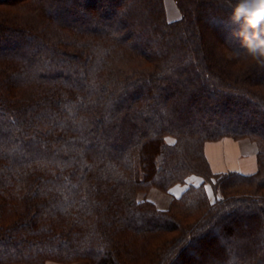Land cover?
Segmentation results:
<instances>
[{"label":"trees","instance_id":"trees-1","mask_svg":"<svg viewBox=\"0 0 264 264\" xmlns=\"http://www.w3.org/2000/svg\"><path fill=\"white\" fill-rule=\"evenodd\" d=\"M164 2L0 0V264H264V66L235 0ZM223 137L254 172L213 171Z\"/></svg>","mask_w":264,"mask_h":264},{"label":"clouds","instance_id":"clouds-1","mask_svg":"<svg viewBox=\"0 0 264 264\" xmlns=\"http://www.w3.org/2000/svg\"><path fill=\"white\" fill-rule=\"evenodd\" d=\"M229 20L242 51L264 66V0H235Z\"/></svg>","mask_w":264,"mask_h":264},{"label":"crops","instance_id":"crops-1","mask_svg":"<svg viewBox=\"0 0 264 264\" xmlns=\"http://www.w3.org/2000/svg\"><path fill=\"white\" fill-rule=\"evenodd\" d=\"M256 144V143H255ZM256 148H251L248 143H243L241 138L223 137L216 141H209L205 144V153L210 162L211 167H221L217 165L220 156L223 161L228 163L227 170H237L238 172L251 173L256 170ZM225 165V164H224ZM25 264V263H16ZM46 264H89L86 261H74L70 263L49 262Z\"/></svg>","mask_w":264,"mask_h":264},{"label":"rangeland","instance_id":"rangeland-1","mask_svg":"<svg viewBox=\"0 0 264 264\" xmlns=\"http://www.w3.org/2000/svg\"><path fill=\"white\" fill-rule=\"evenodd\" d=\"M164 1H165L164 2V8L166 11V19L172 20V21L177 20L179 18V16L181 15V11L178 8V4L176 3V0H164ZM0 10H4V11L10 10V11L16 12L13 9H9L7 7L5 8L4 6H1ZM19 11L21 13L23 12V10L21 11L20 9H19ZM19 11H17V12H19ZM241 141L243 143H248L251 148H256V144H255L256 142L254 140H251L249 138H241ZM218 158H220V160H219V162H217V165H220L221 167H218V169L212 167L213 171L214 172L226 171L227 170L226 166L228 165V163L226 162V160L223 161L222 156L219 155ZM181 189H182V187H180V186L174 187L172 189V191L175 193H179ZM208 189L210 190L209 186H208ZM210 193H211V190H210ZM211 196H212V194H211ZM139 197L140 198L146 197V198L151 199L156 204V206L158 208H161V209H168L171 206V204H170L171 196L166 191H162V190L158 189L157 187H150L146 194L142 193V194H140ZM221 243H222V241H221ZM68 263H70V262H68Z\"/></svg>","mask_w":264,"mask_h":264},{"label":"snow or ice","instance_id":"snow-or-ice-1","mask_svg":"<svg viewBox=\"0 0 264 264\" xmlns=\"http://www.w3.org/2000/svg\"><path fill=\"white\" fill-rule=\"evenodd\" d=\"M169 144H174L175 143V141L174 140H168L167 141ZM205 191H208L209 192V194L211 195V193H210V190L209 189H207V188H205ZM217 199H219V197H217ZM214 202V201H213Z\"/></svg>","mask_w":264,"mask_h":264}]
</instances>
